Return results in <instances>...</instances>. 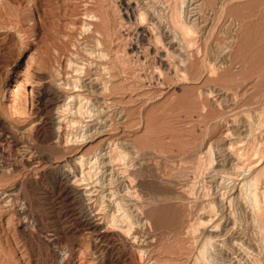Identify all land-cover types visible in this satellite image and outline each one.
<instances>
[{
	"label": "rangeland",
	"instance_id": "374dc122",
	"mask_svg": "<svg viewBox=\"0 0 264 264\" xmlns=\"http://www.w3.org/2000/svg\"><path fill=\"white\" fill-rule=\"evenodd\" d=\"M106 1H108V4L110 2V6L107 5L109 10L113 9L112 11L115 12L112 13L110 10V13L114 15V17H112L114 18L115 22H119L120 16L117 17L118 11H115L117 10V6H115L114 2L115 0ZM216 1V6H219L223 2V0ZM233 1L235 7L237 6V8H235L237 13L235 15L237 16L236 20L232 21V18L230 19L228 16L226 17L225 15H221L218 29L223 32L225 29H227L225 31H229L233 28V30L236 29V32L241 33L240 36L245 32L243 35L246 34L248 38L250 35L248 34L246 28L248 29L249 19H247L246 12L250 0ZM97 2V0H0V11L1 9L3 11L2 13L6 11V14H4L3 17H0V117L5 121L8 128H10V134L17 139L16 143L18 144L17 145L14 142L11 144L12 146H9L10 148H7L6 156L8 157H6V159L8 161H15L20 153H17L18 151L26 149L28 145L33 147L32 152L30 150L26 152L27 159L24 162V166L22 164L18 167L20 170L17 169L15 172L7 173L5 174L6 176L0 175V180H2L0 181V186L3 185L0 187V246L3 248V251H1L0 248V264H6L4 261L5 259L6 261H12V264H55L56 257L54 249L51 247V245L46 243L45 236L54 231L61 230L64 228V226H72V237L67 238V241H64V243L61 241L62 244H72V254L69 260L70 264H124V254L121 252V248H110L109 250L105 249L102 252L96 248L94 240H92L86 233H84L83 230H81V224H79L80 221L78 218V213L80 211L78 201L76 202V199L73 197L71 201V199L58 192L59 187L57 180L60 173L59 169L55 167L58 162H66L68 158H71V156L72 159L75 155L79 156L80 154H85L86 157H92L96 152L100 151V148L105 149L108 146L107 143L110 140L118 139L119 141V138L120 141H122V138L123 141L128 140L129 142L138 143V141H142V148L145 146L143 150L146 151L148 149L149 151H147L150 154L154 152L152 155L157 154L159 150L166 148V152H169L170 149L177 147V143L181 142H186L190 145L192 144L193 146H191L197 150L201 149L205 151V149H208L209 147L211 150L213 149L214 151L211 155L213 159L215 158L213 166L211 170H208L207 174H205L207 176H202L200 178L201 180L197 184V192L199 193L198 195H203L202 192L204 189V184L207 187V190L209 188L208 197L210 200L216 202L213 210L215 213L213 212V215L211 216L212 219L214 218V221L210 222V225H213L214 222L220 223L219 232H225L224 227L227 219H232L230 218L232 217L231 212L237 221V232L223 235L221 237V244H224V247L222 249L221 246H218V248H221L220 250L222 251L229 247L228 249L231 251L229 253V257L227 258H224L222 254L218 253V250L215 249L217 248L216 243L214 244L213 239L209 238V235L216 233L210 231L212 226L209 228L210 232L207 230V228H201L195 234V238L191 235V233L185 232L179 236V239H174L173 237L174 241L172 239L174 233L164 227L163 230L161 229L159 231L158 236H161V239L158 238L157 240V243L159 244H155L158 246L162 245L165 249L161 246H157L155 249H149L144 256L145 258L143 257L139 264H153L154 260H159L165 263L167 262V264H194V253L196 254L199 245L201 247V245H203L205 242H208V245L211 247H208L209 253H218L217 258L216 256L212 257L214 259H212L213 264H253L255 258L257 257L260 258L262 264H264V233L261 234L255 225L250 221L252 218V210L249 207L251 206H247V204H243L241 202L238 203L237 199H235V201L231 202L230 204L229 200L227 202H223V200H221L222 198H220L221 194H223L225 191L228 195L234 191L232 190L234 181L233 179L227 177V169H225L229 168L228 170L230 171L238 161L232 154L231 143L236 141L237 136L240 134V136L243 138V141L247 142L251 136L249 132L251 126L250 124H253V127L256 128L255 123L257 121L259 122V114H262L264 118V72L259 73V69L262 66L259 59L263 57L264 52L262 53L263 50H261V53L258 51L263 48L262 42H264V35L262 37V34H264V19L261 21L262 23L260 22L261 24H258V35H254L257 39L259 35L262 38L260 39L261 43L259 42L260 40H257V42L260 43V45L258 43L257 46H261V48L259 49V47H255L257 49H255V51H257L256 54H262L261 56L258 55L256 57L254 49L252 50L254 46L251 40L246 39V36L243 35L241 38L245 42L250 41L247 42L248 45L246 43V47L251 45L253 47L251 46L249 49L245 47V51L242 50L243 52L241 51L240 53L242 57L240 58V55L238 54L239 58L237 56V60H235V57L232 59V61L231 59H228L229 61L224 60V57L228 55L226 52L228 48H226V46L224 47V45L228 43H225L223 40L221 41L222 43L219 42L216 44V49L214 48L216 52L211 55L213 59L212 61L214 62V60H216L214 64L216 66L218 65V70L221 63H225L222 65V67H220L219 70L222 73L219 71L217 73L221 76L216 75L218 80L213 79L215 76H209V74L206 72L200 76L196 75L195 79L193 77L195 76L194 71L199 67L195 65V70H193L194 73L190 74V76L192 75L190 79H173L170 81L171 85L169 84L168 88H164V90H160L162 88L159 87H145L141 84H133V82H131L132 79L129 78L127 81L117 79L120 82L122 81L121 83H123L122 85L126 86V89L129 86V90L125 89L118 91V94L117 92H114V94L107 93L106 95L104 93H98L97 91H83V93L85 92V95L90 98L87 106L89 108H93L89 109L92 111H89L88 114H90V117L86 118V120L89 119L91 120L90 123H93L95 122V118L103 117L105 114L107 117L110 116V118L106 120L108 124H104V129L106 128L105 132L96 135H90V133L92 134V130L81 131L78 129L77 133L79 132L78 134L81 135L80 137L78 136V140H76L77 143L74 140L76 138L73 137L72 148L68 150L65 155H56L58 158H55L56 162L53 164L54 166L46 163L38 166L29 165L28 159L30 160L34 154L37 153V151L39 152L41 149H43V145L46 144V141L49 138V132L47 130H43L41 133L42 135L38 134V120H40L45 112L44 102L47 96L44 94H51L50 91L57 89V91H60L59 93L65 97V95L72 92L69 84H66L68 79H72V75H75V72L72 71V66L69 65L72 63V59L78 64L91 61L94 62L95 60L94 63L91 62L92 67L89 66V68L91 67V72L98 71V69L101 68L96 62L99 60L97 58L95 59V57L92 58L91 55H88L87 52L84 51V46L87 43V38L85 39V33L87 34V32L82 31V29H78V25L82 23L81 21L84 22L86 20V17H84L87 13L86 10L88 12L91 8H93L95 11L100 10L98 9L99 3L97 4ZM112 4L115 9L113 8ZM157 6L158 3L155 7V9L157 8L158 10L159 7ZM263 6L261 5V7ZM6 8L7 10H5ZM238 15L240 16L241 20H237L239 19ZM223 19L226 21V24H224L225 22ZM5 20L10 23V26H7L5 23H3ZM244 21L247 22L246 26ZM231 22L233 23L231 24ZM241 24L244 26H240ZM227 27H229V30ZM241 27L245 31H243ZM254 36L252 35V38ZM252 38L250 36V39ZM92 40L93 39L90 38L89 43L93 44L94 41L92 42ZM235 44L237 45V43ZM235 44L233 51L234 53H236L235 49L238 47ZM222 49H225V52L222 51ZM250 49L253 51V53H251ZM221 51L223 53H221ZM72 52H74V55ZM251 54H254V57ZM79 55H82L81 57L84 56V58H79ZM89 56L92 59L88 58ZM79 59L82 60L80 61ZM247 59L248 61H246ZM96 64L98 68L95 66ZM85 66L87 65L85 64ZM94 67H96L95 69L97 70H94ZM225 69L227 71L230 70L231 72H229L231 74L233 72V79L230 77L231 74ZM223 70L226 72H223ZM223 73L226 74V76ZM58 74H60V76H58ZM61 76L63 77V81L62 79H59L62 78ZM83 76L84 73L81 75L83 81L86 79L88 80L87 75L84 77ZM197 76H199L200 79ZM227 76H229L230 79H228ZM223 77L228 79L227 84L225 83L226 81L223 79ZM117 80L114 81V84L121 85V83L116 82ZM140 85L143 86L142 89ZM98 86H100V84ZM97 101H100L101 104ZM122 109L125 111L121 112ZM124 114L125 116H123ZM131 114L134 115L132 116ZM99 125L100 123H98V125L96 124V126ZM259 130L260 129L255 130V132H257L256 135H261L259 138L264 143V134L262 136L264 130ZM82 132L86 135L82 136ZM225 133L227 135H225ZM81 136L83 138H81ZM148 140L149 143H152L149 144ZM210 140H213L211 141L212 143ZM208 144H211L212 146H209ZM153 145H155V147L157 146L156 148L158 151L155 147L153 148ZM160 146H165V148L163 147L160 149ZM17 147H19V149ZM34 151L35 153L33 154ZM71 151L72 153H70ZM252 159V165L256 164L260 168L264 166V152L253 155ZM217 162H219V164ZM220 164L223 166L221 167ZM21 166H23L24 169ZM79 171L78 175L80 174L79 176L81 177L82 173ZM212 172L214 177H209L208 174L211 175ZM222 174H224V176H221ZM242 174L243 173L239 172L238 178H243L244 174ZM95 177L96 175L91 177L92 179L89 178L85 180V183L91 180H93L91 182L95 183L98 181L101 182V180H103L99 179L102 177L101 173L97 174L96 178L98 181ZM2 178L7 182L3 181ZM219 181H221L222 184L219 183ZM263 185L264 183L261 185L262 189H264ZM17 187L19 188V191ZM12 189H17V192L15 191V194H17L12 202H8L7 206L5 196L9 192L7 190ZM229 190L232 191L230 192ZM208 217L207 219H209ZM200 236L202 237L199 238ZM207 240H212L213 242ZM235 241L236 243L240 242V244L235 245ZM173 243L175 246L178 245V248L175 247L176 250H174V252H172V249L168 248V246H170V244L172 246ZM182 248H184L183 251H181ZM49 249L51 250L49 251ZM193 249H195V251ZM233 250H235L234 253ZM150 254L154 256L155 259H152L153 261L151 260L149 263L150 259L148 256ZM229 260H233V262Z\"/></svg>",
	"mask_w": 264,
	"mask_h": 264
},
{
	"label": "bare ground",
	"instance_id": "6f19581e",
	"mask_svg": "<svg viewBox=\"0 0 264 264\" xmlns=\"http://www.w3.org/2000/svg\"><path fill=\"white\" fill-rule=\"evenodd\" d=\"M97 1H98L97 4L99 3L98 9L100 10L98 11L96 9L97 11H95L93 8H91L93 10L90 9L89 12L86 10L87 13L86 16H84L86 17L85 18L86 20L84 22L81 21L82 23L78 25L79 27L78 29H82V31L87 32V34L85 33V39L87 38L86 39L87 43L84 46V51H86L88 55H91L92 58L93 57H95V59L97 58L99 61L96 62L101 68H99L98 71L91 72L90 69L92 67L91 62L93 61L86 62L87 61L86 60L85 61L86 63H83L84 62L83 61L82 62L83 64H78L76 61L72 59V63H70L69 65L72 66V71L75 72V75L73 74L72 79H68V81L69 80L70 81L66 82V84L67 83L69 84V87L72 89V92L70 94L65 95V97H63L64 95L60 94L59 93L60 91L58 92L57 89L54 91H50L49 89L51 94H44L47 96V97L45 96L46 98L44 102L45 112L44 115L40 118V120H38L39 121L38 134L42 135L41 134L42 131L47 130L49 132V138L47 139L46 144L43 145V149H41L39 152L37 151V153H35V151L33 152V154L35 153L34 156L30 160L28 159L29 165L38 166V165H43V163L53 165L56 162L55 160V158L57 157L56 155H65L68 152V150L72 148L73 137L76 138L74 139L75 142L76 140H78V136L80 137L81 135L78 134L79 132L77 133L78 129H80L81 131L92 130V134L90 133V135L93 134L96 135L105 132L106 128L104 129L105 127L104 124L107 123L106 120L109 119L110 116L107 117V115L105 114L103 117L95 118V122L92 121L93 123H90L91 120L89 119L86 120V118L90 117V114H88L90 111L89 109H93V108L91 107L89 108L87 106L90 98H88L85 95V92L83 93V91H89V92L97 91L98 93H104L106 95L107 93L114 94V92L115 93L117 92L118 94V91L125 90L126 86L122 85L123 84L121 83L122 81L120 82L117 79L120 80L122 79L127 81V79L129 78L132 79V81L131 79L130 81L133 82V84L136 85L141 84L145 87L146 86L159 87L162 88L160 90H164V88H168L171 80L173 79L186 80L188 78L190 79L192 76V75L190 76V74H193L194 72H195L194 73L195 76H193L194 78L196 77V75L200 76L201 74L206 72L207 74H209V76L211 75L213 77L215 76L213 79L218 80L216 75L218 76L220 75L217 73L220 70V67H222V65L225 63L223 62L222 64L221 63L222 61L219 62L221 63V65L217 63L220 65L218 70V65L216 66L214 64L216 60H214V62L212 61L213 59L211 55L216 52L215 51L216 44H218L219 42L222 43L221 41L223 40L225 43H228L225 44L223 42L225 44L224 47L226 46V48H228V50L226 51L228 55L224 57L225 59L224 58L223 59L226 61H229L228 59H231L232 61L234 57L235 60H237L236 59L237 56L239 58L241 51L242 50L245 51L244 49L248 45L247 42H250V41L245 42L241 38L245 32L240 36L241 33L236 32L235 31L236 29L233 30V28L232 30L235 32L229 30V27H227L229 31H225L227 30L225 29L222 32L221 30L218 29L219 21L221 20L220 19L221 15H225L226 17L228 16V18L230 19L232 18L231 19L232 21L236 20L237 16L235 15L237 13L235 8H237V6L235 7V4H233L234 3L233 0H223L222 3L218 2L221 3L219 6H216L217 5L216 0H115V1L113 0L115 2V6H117V10H115L118 11L117 17L120 16L119 22H115L113 18L114 15L110 13L111 9L109 10V7H107V5L110 6V2L108 4L107 3L108 1L106 0H97ZM157 3H158L157 7H159L158 10L157 8L155 9ZM259 4L263 6L264 0H250L246 12L247 19H249L248 29L246 28V30L248 31V34L251 36V38L252 35L253 36L258 35V31H257V28H259L258 24L264 19V8H263L264 6L261 7V5ZM113 8L115 9L114 6ZM5 10H7V8ZM112 10L111 12L113 13L114 11ZM2 12L3 11L1 9L0 17H3V15L6 14L5 13L6 11H4V13ZM238 18L239 19L237 20H241L240 16ZM224 22H225L224 24H226V21ZM3 23H5V25L7 26L8 25L10 26V23L7 20H5ZM232 23L233 22H231V24ZM246 23L247 22L244 23L245 26L247 25ZM240 26H244V25L241 24ZM242 30L245 31L244 29ZM263 35L264 34H262V37ZM243 36H246V39L251 40L254 46L252 50L254 49V53L256 54L257 51H255V49L259 47L257 46L258 43L259 42L261 43L260 40L262 39L261 36L259 35L260 38L258 36V39L255 36L252 39H250V36L247 38L246 34ZM90 38L93 39L92 40V42L94 41L93 44L89 43ZM257 40L260 41L257 42ZM235 43H237V45ZM262 43L264 44V42ZM234 44L238 46L237 48L235 46L236 53L233 52ZM263 44H262L263 47L262 49H260L261 46L259 47L260 49L258 50L260 51L259 53H261V50H263L262 53L264 52ZM251 46H248L246 48L249 49V47ZM224 50L225 49H222V51ZM222 51L221 53H223ZM73 53L74 52H72V54ZM251 53H253V51H251ZM259 53L258 55H260ZM251 55H253L254 57V54ZM258 55L256 54V57ZM79 56H80L79 58H84V56L81 57L82 55ZM241 57L242 56L240 55V58ZM88 58L92 59L90 56ZM259 60L262 66L259 69L260 71L259 70L258 71L259 73H263L264 53H263V57L260 58ZM246 61H248V59ZM85 64L87 66H85ZM97 64L95 66H97ZM195 65L197 67L199 66L197 70L194 69ZM89 66L91 67L89 68ZM95 68L96 67H94V70H97ZM193 70L195 71L193 72ZM226 71L223 70V72ZM229 71L230 70H228L227 72L230 73L231 71L230 72ZM83 73L84 76L87 75L88 78V80L86 79L87 81L82 80L81 75ZM232 74L230 75V77H232L233 79L234 75ZM224 75L226 76V74ZM58 76H60V74H58ZM227 78L230 79L229 76H227ZM227 78L223 77V79L226 81L225 82L226 84L228 80ZM59 79L60 80L62 79L63 81V77ZM115 80H117L116 81L117 83L118 82L121 83V85L114 84ZM99 84L100 86H98ZM143 86H141V89ZM128 88L129 86L127 87V89ZM97 102L101 104L100 101ZM124 111L125 110L123 109L121 110V112ZM123 116H125V114ZM95 123L97 125L98 123H100V125L96 126ZM256 123H255L256 128L253 127V124H250L251 126L249 132L250 135L252 136V137L250 136L251 140L249 137V140L247 142L243 141V138L240 136L241 135L240 134L239 136H237L236 138L237 140L231 143L232 154L233 156H235V158L238 161L236 160L237 163L232 167L230 171L228 170L229 168H225V169H227L226 170L227 177L233 179L234 181L232 187V190L234 191L230 195H228L225 191L223 194H221L220 198H222L221 200H223V202H227L229 200L230 204L231 202L235 201V199H237L238 203L241 202L243 204H247V206H251L249 207L252 210L251 212L252 218L250 221L255 225L257 230L261 234H263L264 233V200H263L264 189L261 188V185L264 183V166L260 168L256 164L252 165L254 159V158L252 159L253 155L264 152V143L259 138L261 135L257 136L256 135L257 132H255L256 129H260L262 131L264 130L263 128L264 118L262 114H259V122L257 123V125ZM9 130L10 128H8L5 121L0 117V175H5L7 173L15 172L17 171V169L20 170V168L18 167L22 164L24 166L25 164L24 162L27 159L26 152H28V150H30L31 152L33 151V147L27 144L28 146L26 149L17 152L20 153L18 158L16 157L17 159L15 161H8L6 159V157H8L6 156L7 148H10L9 146H12L11 144H13L14 142L16 143L17 141V139L10 134ZM263 134L264 133H262V136ZM84 135L86 134H83L82 136ZM225 135L227 134L225 133ZM82 136L81 138H83ZM211 141L213 140H210V142ZM107 144L108 146L105 149L100 148V151L96 152L95 155H93L92 157L91 156L86 157L85 154H80L79 156L75 155L73 159L71 156L70 159L68 158L67 161L65 160L66 162L64 161L60 163L58 162L55 166L56 168L59 169V173H60L57 180L59 187L58 192L62 193L64 196L71 199V201H72V197L76 199V202L78 201L80 211L79 213L78 212L77 213L79 214L78 218L80 221L79 224H81V230H83L84 233H86L92 240H94L97 249L103 252V250L105 249L109 250L110 248L113 249L121 248V252L124 254L123 256L124 264H139L149 249H155V247L158 246L157 244L159 243H157V240L158 238L161 237L158 236L159 231L161 229L163 230L164 227H166L167 229L172 231V233H174L172 239L173 237L174 239H179V236L185 232L191 233V235L195 238V234L201 228H207V230L209 231V228L212 226V229H210V231L216 233L209 235V238L213 239L214 244L216 243L217 248L215 249H217L218 253L222 254L224 258L229 257V253L231 251V250L229 251L228 249L229 247L225 248L223 251L220 250L221 248L223 249L224 247V244H221L222 243L221 237L228 233L237 232L236 218H234L235 216L233 217V214L231 212L232 217L230 218L232 219L231 220L227 219L224 227L225 232L224 233L223 231L219 232L220 223L214 222L213 225H210V222L214 221L213 220L214 218L212 219L211 216L213 215V212L215 213V211L213 210L216 202L209 199L208 197L209 188L207 190V187L204 184V189L202 192L203 195H198L199 193L197 192V184L201 180L200 178L202 176L204 177L207 176L205 174H207L208 170H211L213 166L215 159V158L213 159L211 156L212 152L214 151L213 149L211 150V148L209 147L208 149L204 148L205 151L201 149L197 150L192 147L193 146L192 144L191 146L189 143L181 142V143H177V147L170 149L169 152H166L167 149L166 148L159 150L160 153L156 148L157 146L155 147V145H153V148L155 147L158 152L156 151L157 154L152 155L154 152L150 154L148 152L149 151L148 149H147L148 151L143 150L145 146L144 148H142L143 147L142 141L141 142L138 141V143L129 142L128 140L123 141V138L122 141H120L119 138V141L118 139L117 140L114 139V140H110ZM208 145L212 146L211 144ZM161 146L159 147L160 149L163 147L165 148V146L163 147ZM17 148L19 149V147ZM70 153H72V151ZM217 163L219 164V162ZM23 166L21 167L23 168ZM222 166L223 165H221V167ZM78 171L82 173L81 177L79 176L80 174L78 175ZM239 172L243 173L245 176L242 174L243 178H238ZM99 173H101L102 176L99 179H103L101 180V182H99L98 179L96 178L97 174ZM212 174L213 172L211 173V175L208 174V176L212 177L214 175ZM94 175H96L95 178L98 181L97 183L91 182L93 180L85 183V180L93 177ZM221 176H224V174H222ZM3 181L5 180L3 179ZM219 183H221V181H219ZM16 190L15 189L7 190L9 191L5 196V201L7 202V206H8V202H12L15 199L17 194V193L15 194ZM207 217L209 219H207ZM70 237H72V226L69 227L64 226V228H62L61 230L54 231L50 234H47V236H45L46 243L51 245V247L54 249V253L56 257L55 264H70L69 260L72 254V244H68V243L62 244L64 243V241L65 242L67 241V238ZM201 237L202 236H200L199 238ZM207 241H212V240H207ZM234 244L238 245L240 244V242L236 243L235 241ZM159 246L164 248V246L162 245ZM177 246L178 245L175 246L173 243V245L171 246L170 244L168 248L172 249V252H174V250H176L175 247ZM218 246H221V248L219 249ZM208 247H210L208 245V242L203 243L201 247L199 245L196 254L194 253L195 255L194 264H213L212 257L216 256L217 258L218 253L217 252L213 254L209 253ZM183 249L184 248H182L181 251H183ZM50 250L51 249H49V251ZM193 250L195 251V249ZM1 251H3V248H1ZM234 251L235 250H233V253ZM44 256H45V251H44ZM148 257L150 259L149 263L152 259L153 260L155 259V257L152 256L151 254ZM4 261L6 264H12L11 263L12 261L11 262L6 261V259ZM231 262H233V260ZM153 264H167V262L165 263L159 260H154ZM253 264H262V261L260 258L257 257L255 258Z\"/></svg>",
	"mask_w": 264,
	"mask_h": 264
}]
</instances>
